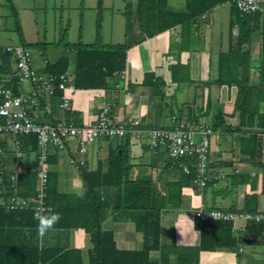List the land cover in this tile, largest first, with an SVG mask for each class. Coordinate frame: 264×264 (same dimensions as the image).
<instances>
[{
	"label": "crops",
	"instance_id": "crops-1",
	"mask_svg": "<svg viewBox=\"0 0 264 264\" xmlns=\"http://www.w3.org/2000/svg\"><path fill=\"white\" fill-rule=\"evenodd\" d=\"M173 1L176 0H169L168 9L172 6V11L184 10V0L175 5L172 4ZM128 4H131L133 16L137 0H128ZM224 5L226 4L217 6L208 13V27L201 18L194 23L191 38L193 46L189 51L181 52L179 49L180 27L152 38L145 36L142 43L133 45L127 52L128 78L124 83V90L113 92V79L106 89H74L69 92L72 108L68 112L62 111L59 108L60 100L53 97H45L38 107L29 109L30 117L39 123L66 121L81 126L93 123L102 107L110 106L115 119L126 123L139 120L140 128L146 132L169 127L172 115L181 114L189 119L187 112L190 109L192 120L214 130L210 146L211 180L208 185L199 189L192 184L183 183L180 190L181 207L164 210L161 214L162 247L177 249L176 257L165 258L169 264H264V226L248 227L242 239L241 252L238 246L234 249L204 251L199 255L191 250L200 243V232L195 228L194 211L201 206L207 209L264 212V149L260 151L249 143L244 144L242 148L243 139L249 136L257 135L264 141V102H258L262 108L259 107L258 114L251 122L248 116L243 120L235 109L237 86H219L214 83L219 74V55L230 49L231 19L224 24L226 26L223 32L218 34L215 29V33L211 30L213 22L210 17L214 11L217 14L219 8ZM134 23L137 26L135 20ZM256 23L262 34L263 25L257 21ZM140 38L139 34L138 38L130 42H137ZM258 41V47L252 49L250 44L243 47V52L250 55V63L251 54L254 57H262L264 62L263 49H256L260 48L263 42L261 36ZM178 61L187 65L185 74L188 81L175 84L172 82L170 67ZM43 63H36L37 67L39 65L40 69L43 68ZM250 66L246 67L248 84L260 92L264 91V65L262 64L261 70ZM20 89L28 91L29 87L23 85ZM221 115L222 126L216 129ZM128 138L126 145L124 140L108 139L87 145L85 152L80 150L75 140H71L65 151H53L45 169L48 174L55 175L58 193L63 196L75 195L81 198L85 195L87 183L105 185L99 190L101 200L106 206L103 211V230L114 234L118 249L140 251L143 247V235L136 229V223L132 220L133 213L114 210L118 194L116 187L129 181L152 180L157 189L165 193L168 184L180 177V168L170 164V158L165 152L152 155L148 148L147 134L142 135L139 140L130 135ZM7 143L4 165L8 171H13V149L11 144ZM123 150L127 151L128 164L131 165L129 169L124 168L126 177L124 173L120 175L118 171L113 170L116 164H119L118 155H122ZM71 159H75L78 164L73 166ZM37 160V154L30 155L28 159L25 157L24 168L20 170L25 172L28 168L36 169ZM81 161L83 164H80ZM185 218H190L194 223L189 224ZM40 241L41 245L47 247L79 249L83 264H89L92 244L89 235L82 229H51ZM158 254L160 256L159 252L151 253V258L159 261Z\"/></svg>",
	"mask_w": 264,
	"mask_h": 264
},
{
	"label": "trees",
	"instance_id": "trees-1",
	"mask_svg": "<svg viewBox=\"0 0 264 264\" xmlns=\"http://www.w3.org/2000/svg\"><path fill=\"white\" fill-rule=\"evenodd\" d=\"M8 1L10 4L12 3V0ZM168 2L169 0H137L136 10L133 14L141 35L137 42L103 44L100 16L95 43L84 44L81 40L73 45L66 43L64 46L66 50L70 49L68 54H72V57L63 55L53 62L46 59L43 63L44 67L41 69L36 68L33 61L34 68L37 73L43 75L70 74L72 79L69 84L77 90L106 89L111 80H115L114 84L118 82L114 76L115 72L126 69L127 52L133 45L142 43L145 36L152 38L170 29L180 27L179 49L181 52L189 51L193 46L191 45V38L194 23H197L204 13H210L217 6L228 4V0H184L185 8L183 11H172L168 9ZM10 6L15 11L12 7L13 4ZM15 12H13L14 16L16 15ZM261 13L241 16L233 6H230V49L228 52L219 55V74L214 82L219 86H237L238 95L235 109L243 120L246 116L250 117V122L258 114L257 108L249 107L253 89L256 90V87L248 84L246 73L242 74L240 68L250 64L249 53H244L243 47L250 44L252 33L255 31L253 25L256 24V28H258L256 21L263 25L264 42V19L261 18ZM254 16L256 17L254 18ZM15 19L17 20L16 16ZM16 25V29L20 33L21 45L27 48L30 53L32 49L44 48V45L40 43H26L19 22ZM66 35L67 33L63 34L59 45L65 40ZM71 61L74 63L72 71L70 70ZM14 66L15 59L11 54L0 53V80H8L6 85L13 89L14 94H19L22 85L18 83ZM170 68L173 83L180 84L188 81L185 74L187 65L178 61ZM53 98L59 101L61 92L58 91ZM190 113L189 109L187 112L189 119L181 114L178 117L182 120L195 122L190 118ZM262 117H264V113ZM222 123L221 115L215 128H221ZM128 137L129 135L121 139L124 140V145L128 144ZM19 139L25 157L38 154V143L35 136L20 137ZM242 143V148L249 143L255 149L260 151L264 149V145H261L264 141L257 135L243 139ZM125 150H123L122 155L117 154L119 164H116L113 170L118 171L120 175L124 173L126 177L124 168L129 169L131 165L128 164V154ZM247 155L252 156L249 153ZM170 161V164L179 168V162L173 163L171 159ZM19 177V194L23 197L35 195L37 191V169L28 168L24 173H20ZM48 177L45 201L47 205L52 207L53 212L59 213L61 216L60 221L53 229L84 230L89 235L92 244L88 257L89 264H166V259L162 255L164 249L161 244V214L164 210L181 207L182 194L180 190L182 184L193 185V175H185L180 169V177L168 184L165 193L159 191L152 180L129 181L116 187L118 194L113 206L114 210L133 213L136 229L143 235V247L140 251L118 249L114 234L111 231L103 230V211L106 206L101 200L99 190L105 185L87 183L85 195L77 198L75 195L63 196L59 194L55 175L48 174ZM84 180L86 181V179ZM35 211L31 208H0V264H83L79 249L41 245L36 231L37 221L33 219ZM247 212L252 211L248 210ZM255 226H264V224ZM195 228L200 232V243L198 247L191 250L197 255L204 251L234 249L237 248L238 241H240L233 235L229 223L200 222L195 219ZM240 242L242 243V241ZM153 252L160 253V263L151 258Z\"/></svg>",
	"mask_w": 264,
	"mask_h": 264
},
{
	"label": "built area",
	"instance_id": "built-area-1",
	"mask_svg": "<svg viewBox=\"0 0 264 264\" xmlns=\"http://www.w3.org/2000/svg\"><path fill=\"white\" fill-rule=\"evenodd\" d=\"M238 13L243 15L256 14L262 11V0H228ZM208 13L201 19L206 26ZM0 53L11 54L15 59L16 77L20 85H27L28 91L14 94L13 89L6 85L8 80H0V208H38L51 209L46 204V187L48 173L45 169L53 151H65L67 144L75 140L82 152L87 145L108 139H124L127 135L139 140L142 135L148 136V148L152 155L165 152L175 162L185 175H193V185L203 189L211 180L209 174L211 137L214 130L205 125L182 120L178 115L171 117L168 128H157L144 131L140 128V121L128 123L117 120L112 115L110 106L102 107L93 123L75 125L71 122L39 123L29 115V109L39 106L45 97H54L61 92L59 108L68 112L72 108L69 92L75 88L69 84L70 74L43 75L37 73L33 65L30 51L22 45L0 47ZM118 82L114 84L113 92L124 90V83L128 78V71L124 69L115 72ZM126 91V89H125ZM35 136L38 143L37 154V191L30 197L19 194V167L22 166L24 153L20 137ZM9 142L14 150L15 170L8 171L4 165L6 156L5 144ZM72 164H77L71 159ZM80 164H83L81 161ZM216 214L213 216V214ZM195 219L200 222H225L231 225V231L237 240L242 241L250 225L264 224V212H244L225 209H207L204 206L194 211ZM238 241L241 252L242 243Z\"/></svg>",
	"mask_w": 264,
	"mask_h": 264
},
{
	"label": "rangeland",
	"instance_id": "rangeland-1",
	"mask_svg": "<svg viewBox=\"0 0 264 264\" xmlns=\"http://www.w3.org/2000/svg\"><path fill=\"white\" fill-rule=\"evenodd\" d=\"M99 1H101V4H99ZM175 3L181 4L180 0L172 2L173 5ZM12 4L16 12L11 9L10 5ZM130 6L131 4H128V0H12L11 4L8 0H0V47L21 45L20 33L16 29V23L19 22L21 33L26 43H40L44 45L43 49L36 48L31 51L36 68L40 69L39 65L37 67V64L44 62L46 59L53 62L63 55L71 56L72 54H68L70 49L66 50L64 46L66 43L73 45L80 40L84 44L95 43L97 39L98 18L100 16L103 44L131 43L132 40L138 38L140 32H136L137 26L134 25L135 19L131 15ZM229 7L230 5L228 4L224 5L219 8L217 14L214 11L215 14L213 13L214 15L212 14V17H210L213 22V29L211 28L213 32L214 29L218 34L223 32L226 26L224 24L231 19ZM173 9L172 6H169V10ZM261 9V18L264 19V0H262ZM13 12H15L17 20ZM253 28L255 31L252 33L250 42L252 49L257 45L259 46L260 41H258V37L261 36L263 39L261 30L256 28V25H253ZM64 33H67L66 38L59 45ZM263 43L261 42L260 48L256 47L257 51L264 49ZM262 64L264 65L262 57H254L251 54L250 67H258L261 70ZM73 67L74 63L71 61V71ZM246 67L243 66L241 73L245 72L248 75ZM14 69L16 70L15 66ZM253 90L249 107L251 106V108H257L258 110L260 107L258 102L260 100L264 102V91L260 92L257 88ZM29 160L32 163L31 157ZM22 161L24 160L22 159ZM24 164L19 167V171L24 168ZM72 165L75 166V164ZM21 173L24 172L21 171ZM107 191L108 193L110 192V190ZM132 220L135 222L134 218ZM129 221L131 222V219ZM167 248L164 249V258L176 257L175 253L177 249ZM158 257H160L159 254ZM166 263L169 264L168 260Z\"/></svg>",
	"mask_w": 264,
	"mask_h": 264
},
{
	"label": "clouds",
	"instance_id": "clouds-1",
	"mask_svg": "<svg viewBox=\"0 0 264 264\" xmlns=\"http://www.w3.org/2000/svg\"><path fill=\"white\" fill-rule=\"evenodd\" d=\"M216 214L214 213L213 216ZM33 219L37 221L36 231L39 239H43L49 230L60 221L61 216L59 213L53 212L51 209L38 208L33 216ZM189 224L194 223L190 218H185Z\"/></svg>",
	"mask_w": 264,
	"mask_h": 264
}]
</instances>
